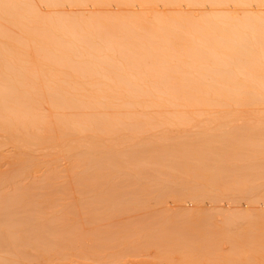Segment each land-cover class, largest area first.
Instances as JSON below:
<instances>
[{
  "label": "rangeland",
  "instance_id": "374dc122",
  "mask_svg": "<svg viewBox=\"0 0 264 264\" xmlns=\"http://www.w3.org/2000/svg\"><path fill=\"white\" fill-rule=\"evenodd\" d=\"M216 1L21 0V21L5 12L0 51L20 57L22 43L26 62L0 59V88L11 70L34 94L11 96L32 112L25 124L0 125V264H264V100H248L259 94L120 103L134 82L264 81L256 52L227 75L197 73L216 61L198 42L225 40L208 35L242 44L254 15L264 31V0ZM87 145L101 151L85 173L72 148Z\"/></svg>",
  "mask_w": 264,
  "mask_h": 264
},
{
  "label": "bare ground",
  "instance_id": "6f19581e",
  "mask_svg": "<svg viewBox=\"0 0 264 264\" xmlns=\"http://www.w3.org/2000/svg\"><path fill=\"white\" fill-rule=\"evenodd\" d=\"M126 1H128V0H126ZM149 1H152V0H149ZM190 1H192V3H193V0H190ZM219 1L222 2L224 0H219ZM219 1H216V4H217V2H218V4H220ZM197 3H199V2H197ZM6 11L9 13L10 18H14L16 20L21 21V19H22L21 18V15H22V2H21V0H11L10 2L0 0V26L2 25V22H3L2 18H4ZM206 18L212 19L214 17L213 16H207ZM248 19L249 20H247V18H246L248 23H245L246 25L244 26V28H247V29H245V31L243 30L242 31L243 33H241V35H240V40L244 41V43H242V44L239 43L237 45H234L233 39L230 40V34L227 31H224L222 33L219 32V33H216L215 35H211V34L208 35L210 37L220 36L222 38H225V40H223V42L221 41L218 45H217V43H215V41L213 39L210 42H208V41L198 42V47H200V49H202V55L204 57L207 56L210 59L213 58L214 60H216L214 62V64L210 65L208 68L203 67V69L198 70L199 72H197V73L199 75H208V76H215V75H219V74L227 75L226 73L230 69V65L227 61H229L231 59H235L236 57H239L240 55L243 56L245 54H251V53H255V52L261 56V60L264 62V51H263L264 49L260 48V46L264 45V44H261L258 41L261 36H264V31H258V27H260V25H258V21L260 20V18L258 15L257 16L254 15V16L249 17ZM251 26H254L255 28H253L251 30L248 29ZM209 27L211 29L214 28L213 24H209ZM263 39H264V37H263ZM246 41H249L251 43L247 44ZM164 44L170 45L168 41ZM44 45H46V44H42L41 46H44ZM78 46H79L78 44H76V43L74 44V47H78ZM171 46L165 47L166 51L168 52V55L166 57H170L171 55L174 54L175 49L171 48ZM64 47H65L64 45H62L61 43H58V47H55V49L56 50H64L63 49ZM18 48H19V51L21 53L20 57L15 56L14 53H10L6 49H2V51H0V54H1L0 59H1L2 65H4V67H7L9 69L19 68V69H21V71L25 69V62H26L25 53H24L25 47L21 43L18 45ZM65 59H66V57H65ZM219 61H222V63H219ZM261 65H264V64L261 63L258 66L261 67ZM247 74H248L247 76L249 78H252V79H256V78L260 77V74L257 72H249ZM6 76L11 81L2 85L1 86L2 88H0V106L2 108V112H0V125L2 127H5V129L10 130L12 128L18 127L21 124H25L26 122H25L24 118L26 116H28L29 114H32V112H29V111L26 112L23 109L22 105H18L17 103H13L11 100V96H13L15 93H17V94L21 93L24 97H26L28 95L33 96L34 91L31 87H29V85H30L29 83H25L22 81H13L15 78L23 76L22 72L21 73H16V72L14 73L13 71L8 70L6 73ZM18 83H20L19 85L22 86V87L19 86L20 87L19 89H17L16 85H15V84L18 85ZM123 84H126V83H123ZM124 86L125 87H124L123 92H125L128 95L129 99H128V102H120L122 105L123 104L136 105L137 103H142V102L143 103H147V102L155 103V104H151V105L177 104V103L182 102V101H185L188 103H198V102H204V101L224 102V101H228L229 99H231V95L233 96L232 89H234V88H240L241 90L244 89L245 91H247L248 88H252L255 91L254 94H259L258 95L259 97H257L256 99H253V97L250 96V97H248V100L255 101V102H260V101H262V99L264 100V81H260L258 79L246 80L242 84H231V83H227V81H222V82H215V81H210V82H183L182 84L173 83V82L172 83H169V82L166 83V82L162 81V82H158L155 84H149V85L148 84H142L140 82H134V83H128ZM180 91H183V92L186 91L187 93H189L190 94L189 99L182 100L181 98H179L178 96L180 95L179 94ZM247 93H248V91H247ZM143 96H148V97L143 98ZM93 102H95V101H93ZM83 129L86 130L87 132H93L94 131V127H92L91 125H86V126H84ZM72 149L74 152L78 153L79 155L84 156V158H85V164H84L85 173L87 171H92V169L97 168V164L95 165V163H93L90 159L92 156L99 154L98 151L99 152L101 151L98 146H96V147L90 146V145L75 146ZM87 156H90V157H87ZM86 169H87V171H86ZM2 205L5 207L4 204H2ZM3 206H2V208H3ZM2 210L7 211L6 209H2ZM5 215H6V213H5ZM9 216H11V215L9 214ZM220 260H219V262H220ZM224 260L225 259H223V261ZM187 261L186 262L188 264L189 263L192 264L194 262H197V260L194 262H189L191 260H187ZM227 261H230V260H227ZM227 261H225V262L227 263ZM186 262H185V264H186ZM240 262L243 263L242 261H240ZM210 263H211V261H210Z\"/></svg>",
  "mask_w": 264,
  "mask_h": 264
}]
</instances>
